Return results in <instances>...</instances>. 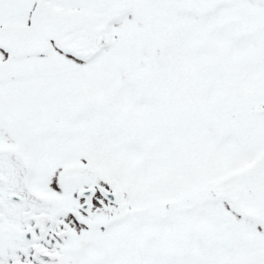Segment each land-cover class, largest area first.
Listing matches in <instances>:
<instances>
[{"label": "snow or ice", "instance_id": "6c2138e0", "mask_svg": "<svg viewBox=\"0 0 264 264\" xmlns=\"http://www.w3.org/2000/svg\"><path fill=\"white\" fill-rule=\"evenodd\" d=\"M0 264H264V0H0Z\"/></svg>", "mask_w": 264, "mask_h": 264}]
</instances>
